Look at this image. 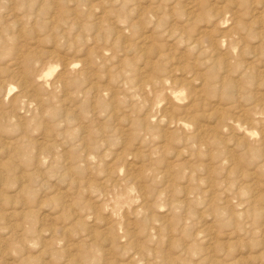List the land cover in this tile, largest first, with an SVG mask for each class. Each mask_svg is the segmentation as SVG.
I'll return each instance as SVG.
<instances>
[{
  "label": "rangeland",
  "instance_id": "1",
  "mask_svg": "<svg viewBox=\"0 0 264 264\" xmlns=\"http://www.w3.org/2000/svg\"><path fill=\"white\" fill-rule=\"evenodd\" d=\"M0 264H264V0H0Z\"/></svg>",
  "mask_w": 264,
  "mask_h": 264
}]
</instances>
